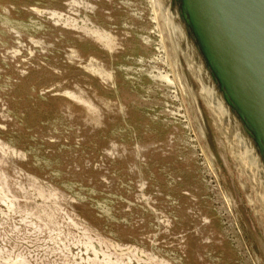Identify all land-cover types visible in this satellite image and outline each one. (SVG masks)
<instances>
[{"label": "rangeland", "instance_id": "rangeland-1", "mask_svg": "<svg viewBox=\"0 0 264 264\" xmlns=\"http://www.w3.org/2000/svg\"><path fill=\"white\" fill-rule=\"evenodd\" d=\"M0 264H255L151 0H0Z\"/></svg>", "mask_w": 264, "mask_h": 264}, {"label": "water", "instance_id": "water-1", "mask_svg": "<svg viewBox=\"0 0 264 264\" xmlns=\"http://www.w3.org/2000/svg\"><path fill=\"white\" fill-rule=\"evenodd\" d=\"M173 78L255 264H264V0H151Z\"/></svg>", "mask_w": 264, "mask_h": 264}]
</instances>
